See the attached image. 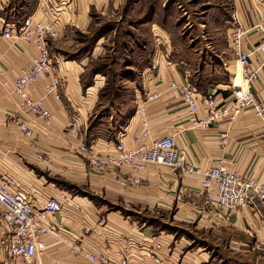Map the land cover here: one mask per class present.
Listing matches in <instances>:
<instances>
[{
  "label": "crops",
  "instance_id": "obj_1",
  "mask_svg": "<svg viewBox=\"0 0 264 264\" xmlns=\"http://www.w3.org/2000/svg\"><path fill=\"white\" fill-rule=\"evenodd\" d=\"M132 2V11L144 16L140 22L150 25L153 43L160 44H155L152 58L158 61L157 70L143 71L142 89L135 93V108L147 95L157 94L146 103L150 135L144 141L172 135L177 148L199 170L214 168L223 160L229 170L264 182V116L247 109L229 124L192 127L186 104L169 89L170 83L188 79L202 94H213L217 101L228 98L232 81L238 84L235 78H239L236 55L228 43L233 17L250 28L264 10V0ZM8 3L0 0V10ZM41 3L25 17L49 18L44 9L57 4L54 0ZM95 4L105 7L106 1L66 0L56 36L50 41L63 39L74 24L86 25ZM0 18L17 21L1 12ZM259 39V33L250 31L242 51L249 52ZM36 54L33 44L0 39V176L12 189L26 193L36 209L49 198L66 196L60 213L46 214L42 225L51 230L43 235L45 250L33 264H94L89 254L117 259L120 252L129 264H157L156 259L165 264H264V208L258 202L257 210L246 206L227 220L221 212L211 213L201 174L153 164L135 173L123 166L120 176L140 179L138 185L124 187L109 175L89 169L91 155L114 152L118 141L133 147V137L141 127L134 110L122 129L87 139L86 120L102 81L95 75L93 84L84 87L85 63L81 60H68L50 51L64 82L59 99L45 94L51 80L48 74L28 89L33 98L44 99L51 125L23 110L20 97L13 93V82ZM250 61L259 72L253 90L264 104V55L255 51ZM229 67L236 68L233 76ZM203 114L199 102L198 116ZM17 122L27 124L31 136ZM223 131L228 132L225 144L220 141Z\"/></svg>",
  "mask_w": 264,
  "mask_h": 264
},
{
  "label": "built area",
  "instance_id": "obj_2",
  "mask_svg": "<svg viewBox=\"0 0 264 264\" xmlns=\"http://www.w3.org/2000/svg\"><path fill=\"white\" fill-rule=\"evenodd\" d=\"M63 4L50 5L44 9L48 12L49 18L43 20H37L33 16L25 17L21 21H7L0 18V39L21 40L37 48V54L25 68L21 69L19 76L14 80L13 93L20 97V106L23 110L33 113L47 125H51L53 120L44 99L33 98L28 93V89L41 76L48 74L51 75V80L45 86V94L60 98L59 88L64 82L52 64L48 40L56 36V26L63 12ZM233 21L234 26L228 35V43L236 55L241 83L235 84L232 81L231 95L217 101L213 94L198 92L196 86L188 79L180 83L172 82L169 85V89L177 93L186 104L188 121L192 127L208 128L220 122L229 124L247 109L253 110L258 116H264V104L258 100L253 90L259 72L252 67L250 61V56L255 51L264 55V10L259 11L257 20L250 28L242 27L236 16L233 17ZM250 31L259 33L260 39L249 52H243V40ZM157 68L158 61L154 60L149 73ZM155 98H157L156 93L147 95L136 105L135 113L140 118L141 130L133 137L134 146L126 147L118 141L114 152L106 156L91 155L89 169L109 175L112 180L124 187L136 186L140 179L136 175L120 176L118 171L123 166H128L135 173L153 164L184 174H201L202 189L211 213L221 212L227 220L246 206L257 210V202L264 208V182L229 170L223 160L214 168L199 170L186 159L184 151L177 148L172 135L149 143L144 141L150 135L145 118L146 103ZM199 102L204 107L202 116H198ZM17 124L26 136H31L32 130L27 124L24 122ZM74 124L73 119L69 131H72ZM227 138L228 132H221V144H225ZM60 198V200L49 198L41 208L36 209L26 193L12 189L9 182L0 176V214L6 233L5 248L10 257L20 259L23 264H33V260L43 254L45 250L43 235L51 228L46 229L42 224L47 213L61 212L66 196L61 194ZM88 259L94 264H129L122 252L117 254V259L102 254H89ZM156 261L157 264H165L164 260L156 259Z\"/></svg>",
  "mask_w": 264,
  "mask_h": 264
},
{
  "label": "rangeland",
  "instance_id": "obj_3",
  "mask_svg": "<svg viewBox=\"0 0 264 264\" xmlns=\"http://www.w3.org/2000/svg\"><path fill=\"white\" fill-rule=\"evenodd\" d=\"M41 1V5L49 2L9 0L10 3L4 5L0 12L8 20L20 21L27 11L30 14V10ZM105 1V7L94 5L96 7L90 12L91 18L86 25L74 24L60 41L48 40L52 55L60 54L65 59L81 60L85 63L83 82L89 81L88 85H92L95 75L102 81L86 120L88 140L98 135H106L113 129H122V125L136 110L135 93L142 89L143 71L150 72L155 44L160 47V44L153 43L150 25L140 22L144 16H140L141 13L136 10L132 11V0ZM60 3H66V0H54V4ZM192 5L191 2L189 6ZM146 15L148 19L149 14ZM235 69L229 67L232 76ZM235 79L238 84L241 83V78ZM5 245L6 233L1 219L0 264H23L20 259L8 255Z\"/></svg>",
  "mask_w": 264,
  "mask_h": 264
},
{
  "label": "bare ground",
  "instance_id": "obj_4",
  "mask_svg": "<svg viewBox=\"0 0 264 264\" xmlns=\"http://www.w3.org/2000/svg\"><path fill=\"white\" fill-rule=\"evenodd\" d=\"M237 73H238V76H239V79L241 78V74H240V71H239V66L237 64Z\"/></svg>",
  "mask_w": 264,
  "mask_h": 264
},
{
  "label": "trees",
  "instance_id": "obj_5",
  "mask_svg": "<svg viewBox=\"0 0 264 264\" xmlns=\"http://www.w3.org/2000/svg\"><path fill=\"white\" fill-rule=\"evenodd\" d=\"M88 83H89V81H88V82H84V83H83L84 87L87 86Z\"/></svg>",
  "mask_w": 264,
  "mask_h": 264
}]
</instances>
